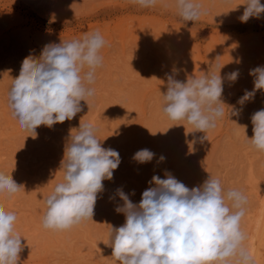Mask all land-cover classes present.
I'll list each match as a JSON object with an SVG mask.
<instances>
[{"label":"rangeland","instance_id":"1","mask_svg":"<svg viewBox=\"0 0 264 264\" xmlns=\"http://www.w3.org/2000/svg\"><path fill=\"white\" fill-rule=\"evenodd\" d=\"M198 2L207 14L185 22L175 0H160L153 8H142L133 0H0V171L21 185L14 196L0 194V204L15 212L16 230L26 240L19 264H118L107 245L111 227L125 223V216L115 211L123 203L117 189L138 204L153 175L164 178L165 171L190 189L211 175L221 180L225 191H242L247 203L241 229L249 249L254 229L247 231V225L261 211L253 192H264V152L250 146L244 126L251 138V116L264 108V90L244 105L238 100L253 89L250 70L264 66V14L241 23L243 0ZM95 31L106 45L91 85L95 94L90 107L81 101L83 110L75 118L52 128L40 126L33 138L21 129L7 100L23 59L30 52L38 56L46 44ZM215 65L222 67L224 77L221 99L240 115L229 116L230 108L224 106L223 117L201 143L205 133L192 132L191 125L171 121L162 112V94L167 91L166 74L174 68L180 69L175 78L186 81ZM233 71L239 72L235 82L226 77ZM87 122L98 129L103 147L119 152L121 163L113 179L103 181L93 221L68 231L45 229L44 200L63 181L60 165L70 130L75 134L80 123ZM145 148L155 157L138 164L132 157ZM161 155L165 160L158 162ZM259 247L262 264L264 242Z\"/></svg>","mask_w":264,"mask_h":264},{"label":"clouds","instance_id":"2","mask_svg":"<svg viewBox=\"0 0 264 264\" xmlns=\"http://www.w3.org/2000/svg\"><path fill=\"white\" fill-rule=\"evenodd\" d=\"M133 2L142 8H153L160 0ZM239 5L244 6L241 23L264 14L260 0H243ZM175 8L185 22H196L207 14L198 0H175ZM105 45L104 37L95 31L79 39L46 44L38 56L30 52L7 93L8 106L21 129L35 138L40 126L52 128L75 118L83 110L81 101L90 107L89 100L95 94L91 85L96 69L103 64L100 52ZM221 69L211 66L203 75L189 76L186 81L175 78L178 68L166 74L162 112L171 121L191 125L192 132L205 133L199 138L201 143L208 141L206 133L216 128L224 106H228L221 99ZM238 75V71H233L226 77L235 82ZM249 75L254 77V86L251 91L245 90L238 100L240 105L264 90V66L250 70ZM228 107L229 116L240 115L235 106ZM251 124V138L244 126L246 140L254 150L264 152V108L252 114ZM72 130L60 165L63 181L44 200L42 226L53 231H68L87 220L93 221L97 199L104 191L103 181L112 180L121 163L117 150L102 146L92 122L80 123L75 134ZM154 157L155 153L145 148L132 159L145 164ZM164 160L161 155L158 162ZM149 184L138 204L117 189L123 203L115 211L125 216V223L111 227L107 245L118 264H254L244 247L246 234L241 229L247 203L242 191H225L221 180L211 175L190 189L167 171L164 178L153 175ZM20 189L12 175L0 171V194L11 197ZM16 222L15 212L0 204V264H19L26 240L16 230Z\"/></svg>","mask_w":264,"mask_h":264},{"label":"bare ground","instance_id":"3","mask_svg":"<svg viewBox=\"0 0 264 264\" xmlns=\"http://www.w3.org/2000/svg\"><path fill=\"white\" fill-rule=\"evenodd\" d=\"M251 177H252V179L254 178L252 175H251ZM252 191H253V189H252ZM257 191H255V193L253 192V194L255 195L256 198H258V200L260 202L261 211L256 213L255 218H254L252 223H249V224L247 223L248 224L247 225V229H248L247 231L250 232L251 229H254V231L253 232L251 231V233H250L251 241L249 244V249L247 251L253 257L254 264H261V262H262L261 261L262 251H261L259 246H260V244H262V242H264V192L258 193L259 191L258 192ZM262 264H264V263H262Z\"/></svg>","mask_w":264,"mask_h":264}]
</instances>
